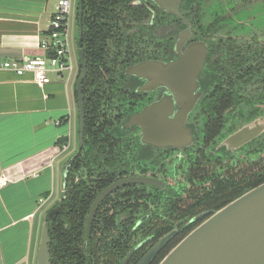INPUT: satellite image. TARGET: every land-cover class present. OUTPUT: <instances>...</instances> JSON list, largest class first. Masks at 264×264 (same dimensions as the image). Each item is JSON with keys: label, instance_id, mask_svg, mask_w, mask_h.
<instances>
[{"label": "trees", "instance_id": "16d2710c", "mask_svg": "<svg viewBox=\"0 0 264 264\" xmlns=\"http://www.w3.org/2000/svg\"><path fill=\"white\" fill-rule=\"evenodd\" d=\"M137 1L84 2L85 143L70 159L62 199L54 206L59 212L48 224L52 264H122L132 249L152 237L128 263L137 264L177 222L202 209L218 210L264 183V157H259L264 135L250 144V158L240 169L225 148V153L210 154L239 127L264 116V11L258 15L262 22L248 15L250 9L264 8V0H213L206 7L210 0H183L200 4L197 28L213 40L200 77L203 97L194 112L200 142L187 150L189 160L182 164L171 150L142 145L139 128H122L142 109L146 96L137 92L142 81L126 75L127 68L172 53L171 40L154 34L158 23L151 24L152 10L157 6L152 0ZM186 10L191 11L189 6ZM81 70L80 61L78 78ZM139 174L181 175L185 185L180 190L142 184L120 188L100 205L87 238L88 217L99 194ZM143 215L147 220L134 230ZM195 226L175 237L152 264H159Z\"/></svg>", "mask_w": 264, "mask_h": 264}, {"label": "crops", "instance_id": "0c3cea01", "mask_svg": "<svg viewBox=\"0 0 264 264\" xmlns=\"http://www.w3.org/2000/svg\"><path fill=\"white\" fill-rule=\"evenodd\" d=\"M57 2L0 0L1 61L47 56L41 42ZM78 73L76 65L40 86L31 74L0 70V176L9 180L0 188V264H38L46 215L79 148Z\"/></svg>", "mask_w": 264, "mask_h": 264}, {"label": "water", "instance_id": "95a60500", "mask_svg": "<svg viewBox=\"0 0 264 264\" xmlns=\"http://www.w3.org/2000/svg\"><path fill=\"white\" fill-rule=\"evenodd\" d=\"M85 0H80L79 26L81 36L78 42L81 75L77 82L80 113V141L77 154L85 143V107L83 83L88 74V63L83 51V18ZM181 0H153V3L167 13L183 18L179 9ZM185 20V19H184ZM189 30L180 35L175 46L176 59L169 62L146 60L130 66L126 75L142 81L137 92L150 93L161 89L159 98L132 114L122 128L140 129V143L158 149L176 148L183 151L193 144L194 133L189 125L190 116L201 100L200 75L205 68L209 54L204 42H195L184 49L191 37ZM264 134V116L239 128L220 144L228 150H238ZM71 161L64 170L63 190ZM133 184L152 185L165 188L157 178L133 176L107 187L94 202L87 223V238L100 204L114 191ZM59 207L49 210L42 229L38 264H52L49 244V221L54 220ZM201 222L194 227L159 264H264V183L252 188L218 210L204 212L192 218L189 224ZM178 230L162 237L139 261L138 264H152L167 245L176 237ZM142 245V244H141ZM137 246L122 264H128Z\"/></svg>", "mask_w": 264, "mask_h": 264}, {"label": "flooded vegetation", "instance_id": "af4514ba", "mask_svg": "<svg viewBox=\"0 0 264 264\" xmlns=\"http://www.w3.org/2000/svg\"><path fill=\"white\" fill-rule=\"evenodd\" d=\"M153 1V0H152ZM142 0H139V1H137L136 2V4H142ZM198 5H200L199 3H190L189 5H188V3H183V0H181V2H180V4H179V9H180V11H181V13H182V15H183V17H184V19L183 18H180L179 16H176V15H174V14H170V13H167V12H165L164 10H162L161 8H159L158 6H157V8L159 9V10H157V9H153L152 11H153V17H152V25L154 24V22H157L158 24H156V28H155V32H154V34L158 37V38H164L165 39V41H168V42H170V40H171V47H172V53L170 54V50H169V55L167 54V56H165L164 57V59L163 60H157V59H155V60H157V61H163V62H169V61H171V60H175L176 59V55H175V51H174V49H175V46H176V44H177V41H178V39L180 38V35H182L184 32H186L187 30H189V25L186 23V21L187 22H190V24H191V28H190V31H191V37H190V39H189V41L185 44V46H184V49L186 48V47H188L190 44H193V43H195V42H204L207 46H208V49H209V54H210V42L213 40V37L211 38V37H209L208 35H206V33H204V32H202V31H200V30H198V28H197V22H201V19H197V16H199L200 15V13L201 12H199V8H198ZM206 5H210V2L208 1L206 4H205V6L204 7H206ZM187 6H189L190 7V10L191 11H187L186 9H187ZM201 8H202V6H201ZM192 12V14L190 15V13ZM162 14V15H161ZM159 17V18H158ZM205 34V35H204ZM169 44V43H168ZM170 48V47H169ZM209 54H208V58H209ZM208 58H207V62H208ZM153 60V59H152ZM206 65H207V63H206ZM206 67V66H205ZM205 69V68H204ZM204 69L202 70V72H201V75H200V77L202 76V74H204ZM207 80H209V79H207ZM201 90H202V87H201ZM163 91L161 90V89H159V90H157L156 92H150V93H146V96H145V98H144V100L142 101L143 102V104H145L143 107H145L146 105H148V104H150V103H152L156 98H159L160 96H161V93H162ZM203 97V94H202V96H201V98ZM142 107V108H143ZM197 107V106H196ZM195 110H196V108H195ZM195 110L192 112V114H191V116H190V123H189V125L191 124V122H192V124H194L195 126H194V128L192 127V129H193V133H194V140H193V144L192 145H190V146H188V147H186L183 151H180L179 149H176V148H165V149H159V150H162V151H165V150H171V154H177V155H171V157L173 158L174 156L176 157V156H178V160H176V163H178V164H182V162H181V160L183 159L184 160V162H188V160H189V154H187L186 152H187V150L188 149H190V148H195V147H197L198 146V142H200V136H199V133H197V131H198V128L200 127V123L198 122V123H196V121H195V115H194V112H195ZM194 115V116H193ZM248 124V123H247ZM246 125V124H245ZM244 126V125H243ZM243 126H241V127H243ZM241 127H239V128H241ZM238 128V129H239ZM237 129V130H238ZM264 135V134H263ZM263 135H261V136H263ZM260 136V137H261ZM259 138V137H258ZM223 141V140H222ZM222 141H220L219 142V144L218 145H216L215 146V148L214 149H212L211 151H210V154L212 153L213 155H216V154H218L219 152H221V153H225L226 151H229V152H231V153H233L234 154V156H235V158L233 159V160H231L232 161V163H238V161H239V169L241 168V167H244L246 164H247V161H248V159L250 158V156L249 155H251L250 154V151L252 150V143L254 142V141H256V139L254 140V141H252V142H250V143H248L247 145H245V146H243V147H241L240 149H238V150H235V151H232V150H228V149H226L225 147H221L220 146V144H221V142ZM251 144V145H250ZM154 148V147H153ZM200 148H203L202 146L200 147ZM222 148H225V150L226 151H224ZM156 149H158V148H156ZM208 151H209V149H207ZM220 154V153H219ZM259 157L261 158V157H264V152H262V153H260L259 154ZM136 176H146V177H153V178H157V179H159V180H161V181H163L166 185H165V188H158V189H160V190H165V189H167V188H176L177 190H180L181 189V187H183V185H185V181L182 179V181L180 180V181H177L176 179H177V177H179V176H181V175H178V176H175V180H174V178L173 177H171L170 175H160V174H157L156 176H153L152 174H139V175H136ZM130 177H133V176H129V177H126V178H130ZM123 179H125V178H123ZM123 179H121V180H123ZM174 180V182H175V184H172V183H170V180ZM118 181H120V180H118ZM117 181V182H118ZM116 183V182H115ZM114 184V183H113ZM112 185V184H111ZM133 185H139V184H133ZM142 185H146V184H142ZM129 186V185H128ZM146 186H152V185H146ZM126 187V186H125ZM155 187V186H154ZM121 188H123V187H121ZM157 188V187H156ZM119 190V189H118ZM104 191V190H103ZM102 191V192H103ZM117 191V190H116ZM101 192V193H102ZM115 192V191H114ZM113 192V193H114ZM100 193V194H101ZM181 193H183V192H181ZM99 194V195H100ZM111 195V194H110ZM109 195V196H110ZM108 197V196H107ZM106 197V198H107ZM98 198V197H97ZM105 198V199H106ZM96 201V200H95ZM102 204V203H101ZM100 204V205H101ZM100 207V206H99ZM214 207V206H213ZM92 209V208H91ZM99 209V208H98ZM98 211V210H97ZM207 211H212V209H208V208H206V209H202V210H200L197 214H195V215H193V216H191V217H189L187 220H185V221H183V222H177L174 226V229L173 230H175V229H177L179 232H178V234L176 235V237L180 234V233H183V232H185L186 230H189L190 228H192L194 225H198L200 222H201V220L202 219H200V220H198L197 222H194V223H191V224H189V222H190V220L192 219V218H194V217H196L197 215H200V214H202V213H204V212H207ZM91 212V211H90ZM96 214H97V212H96ZM90 215V214H89ZM96 216V215H95ZM89 218V217H88ZM147 218H148V216L147 215H143L141 218H139V220L136 222V224H135V226H134V230L135 229H137L144 221H146L147 220ZM94 219H95V217H94ZM94 222V221H93ZM87 223H88V221H87ZM93 225V224H92ZM196 227V226H195ZM87 228V227H86ZM91 230H92V228H91ZM172 230V231H173ZM86 231H87V229H86ZM171 231V232H172ZM91 232V231H90ZM87 236V235H86ZM152 240V237H150V238H147L145 241H143L142 243H140L139 245H141V247L142 246H144L145 244H147L149 241H151ZM172 242V241H171ZM156 244V243H155ZM154 244V245H155ZM139 245H137V246H139ZM154 245H152L151 247H149L148 248V250H147V252L154 246ZM169 245V244H168ZM167 245V246H168ZM136 246V247H137ZM135 247V248H136ZM140 247V248H141ZM134 248V249H135ZM134 249H132V250H134ZM131 250V251H132ZM138 250V249H137ZM136 250V251H137ZM130 251V252H131ZM130 252H129V254H130ZM147 252H145V254L147 253ZM135 253V252H134ZM134 253H133V255H134ZM128 254V255H129ZM145 254H143V256H142V258L145 256ZM127 255V256H128ZM132 255V256H133ZM132 258V257H131ZM141 258V259H142ZM126 259V258H125ZM124 259V260H125ZM140 259V260H141ZM131 260V259H130ZM130 260H129V262H130ZM124 262V261H123ZM122 262V263H123ZM128 262V263H129ZM139 263V262H138ZM137 263V264H138Z\"/></svg>", "mask_w": 264, "mask_h": 264}, {"label": "built area", "instance_id": "2783aa9c", "mask_svg": "<svg viewBox=\"0 0 264 264\" xmlns=\"http://www.w3.org/2000/svg\"><path fill=\"white\" fill-rule=\"evenodd\" d=\"M74 0H58L55 14L50 22L49 36L41 42L47 56L24 58L23 60H0V70L14 72L22 77L27 74L40 86L52 82L54 76L72 75L76 65L71 55L68 30L69 17L72 14ZM9 180L0 176V188L6 187Z\"/></svg>", "mask_w": 264, "mask_h": 264}, {"label": "rangeland", "instance_id": "374dc122", "mask_svg": "<svg viewBox=\"0 0 264 264\" xmlns=\"http://www.w3.org/2000/svg\"><path fill=\"white\" fill-rule=\"evenodd\" d=\"M211 3H213V0H210V4ZM263 11H264L263 7H258L256 9H250L248 11V15L249 17L255 16L258 22H262L261 18H259L258 15ZM79 13H80V0H74L72 14L70 15L69 21H68V30H69V38H70L69 40L70 48L72 51L71 55L76 65H79V62H80V52H79V45H78V42L80 39V27H79V21H78ZM174 180L173 179L170 180V183L175 184ZM176 180L182 181V177L179 176L177 177ZM58 198H59V201L62 199L61 196Z\"/></svg>", "mask_w": 264, "mask_h": 264}]
</instances>
